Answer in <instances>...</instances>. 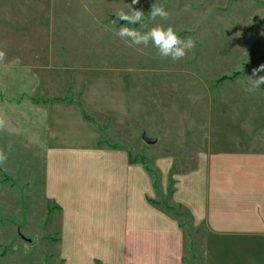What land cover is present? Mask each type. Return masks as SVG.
I'll return each instance as SVG.
<instances>
[{
    "label": "rangeland",
    "instance_id": "obj_1",
    "mask_svg": "<svg viewBox=\"0 0 264 264\" xmlns=\"http://www.w3.org/2000/svg\"><path fill=\"white\" fill-rule=\"evenodd\" d=\"M153 3L164 6L167 20L151 18ZM126 4L132 0H0V150L7 156L0 264L65 262L59 206L46 195L51 137L120 147L140 162L153 177L154 208L183 229V264H264V191L255 186L264 86L245 91L246 76L264 64V0H138L132 7L144 12L146 27H130L171 25L196 42L179 60L115 35ZM144 131L158 142L145 143ZM229 163L248 165L250 183L232 190L234 230H214L210 169ZM178 184L195 189L194 197L183 193L187 187L178 193ZM191 207L205 214L202 221Z\"/></svg>",
    "mask_w": 264,
    "mask_h": 264
},
{
    "label": "crops",
    "instance_id": "obj_2",
    "mask_svg": "<svg viewBox=\"0 0 264 264\" xmlns=\"http://www.w3.org/2000/svg\"><path fill=\"white\" fill-rule=\"evenodd\" d=\"M52 140L44 152L46 195L59 206L64 264H183V229L176 219L156 210L148 200L155 193L153 177L140 162L130 159L120 147ZM262 159L256 170L262 177L255 186L264 191ZM212 167L214 176L209 188L217 205L213 203L208 211L209 228L234 230L229 226L235 202L232 190L246 185V181L250 183L251 170L241 163ZM56 169L62 171L59 178ZM178 186V193L187 187ZM194 192L187 187L183 193L194 197ZM181 201L188 203L183 198ZM191 201L195 202L194 198ZM263 206L264 201L259 206L264 214ZM191 209L194 220L202 221L205 214L195 207Z\"/></svg>",
    "mask_w": 264,
    "mask_h": 264
},
{
    "label": "clouds",
    "instance_id": "obj_3",
    "mask_svg": "<svg viewBox=\"0 0 264 264\" xmlns=\"http://www.w3.org/2000/svg\"><path fill=\"white\" fill-rule=\"evenodd\" d=\"M138 3V0H132V4H126L127 11L121 9L116 13L117 19L125 22L116 32L115 35L125 41L131 42L132 46L137 48L148 47L149 44L158 50L161 57L171 58L172 60L183 59L188 51L193 50L196 47V42L192 37H181L177 34L176 30L171 26H164L162 24H156L147 31H140L136 27H130L140 24L141 27H146L142 22L145 19V14L142 10L135 9L132 5ZM152 19L160 17L163 20H167L168 12L164 6L159 3H153L151 11L149 13ZM6 54L4 51H0V62L5 60ZM264 72V64L259 65L252 70L251 76H246L250 86L245 89L246 92H255L264 86V76L258 75V73ZM4 121L0 119V127H3ZM7 160V156L0 150V164H4Z\"/></svg>",
    "mask_w": 264,
    "mask_h": 264
},
{
    "label": "water",
    "instance_id": "obj_4",
    "mask_svg": "<svg viewBox=\"0 0 264 264\" xmlns=\"http://www.w3.org/2000/svg\"><path fill=\"white\" fill-rule=\"evenodd\" d=\"M143 141L147 144H156L158 142V138L156 136H149L146 134V132L144 131L141 135ZM18 234L24 238L27 239L29 241H31L30 239L26 238L23 234H21L20 232H18Z\"/></svg>",
    "mask_w": 264,
    "mask_h": 264
},
{
    "label": "trees",
    "instance_id": "obj_5",
    "mask_svg": "<svg viewBox=\"0 0 264 264\" xmlns=\"http://www.w3.org/2000/svg\"><path fill=\"white\" fill-rule=\"evenodd\" d=\"M148 200L151 201L152 203H153V202H154V203H157V201L154 200V199H152V198H148ZM180 226H181V225H180Z\"/></svg>",
    "mask_w": 264,
    "mask_h": 264
}]
</instances>
